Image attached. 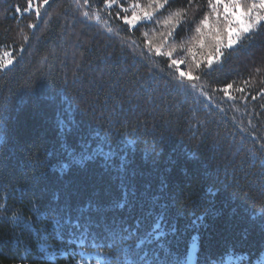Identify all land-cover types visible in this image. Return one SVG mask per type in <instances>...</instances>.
Instances as JSON below:
<instances>
[{
	"label": "trees",
	"instance_id": "16d2710c",
	"mask_svg": "<svg viewBox=\"0 0 264 264\" xmlns=\"http://www.w3.org/2000/svg\"><path fill=\"white\" fill-rule=\"evenodd\" d=\"M28 5L0 0V264L258 260L264 21L216 55L209 0Z\"/></svg>",
	"mask_w": 264,
	"mask_h": 264
},
{
	"label": "snow or ice",
	"instance_id": "6c2138e0",
	"mask_svg": "<svg viewBox=\"0 0 264 264\" xmlns=\"http://www.w3.org/2000/svg\"><path fill=\"white\" fill-rule=\"evenodd\" d=\"M164 2L166 3L167 0H164ZM34 3L35 7H33ZM47 4H49V0H41L40 3H36L35 0H29L28 8H26L25 11H33L35 15L39 17L41 6ZM209 6L212 9V14L216 16V21L214 22L211 29L212 37L215 40L216 55H223V53H221V47L232 48L234 44L240 40V36L242 33L251 32L261 21H264V14H262V11H264V0H260L259 3H256L255 0H253L251 6H245L244 9H241L240 0H229V2H225V0H209ZM221 7L223 8V31L226 32V39H223L221 35V13L219 11ZM85 15L87 16V13H85ZM152 15V12H149L146 9H141L138 13L134 12L130 19L125 18V23L129 25H134L137 22L138 18L151 19ZM201 23L204 27H209V18L206 17ZM33 27H35V25H33ZM109 31H111V29H109ZM197 31L200 32L201 30L198 28ZM169 35H172V33H169ZM199 44L201 47H203L204 41L201 39L199 41ZM156 53L161 54V49L159 47L156 48ZM164 55L171 56V53H164ZM193 57H195V53H193ZM205 58L207 60L208 68L212 70L213 54L209 53ZM182 63L183 61H179L176 59L171 60L172 65H178ZM197 67H199V65H197ZM179 75L182 79H199V77H193L191 71H181ZM231 87L232 85L228 84L226 87L223 88V92L227 94L228 89ZM240 91H243V89H240ZM60 127L61 131L63 132L65 130V123L63 120L60 121ZM67 130L70 131L71 128L69 127L67 128ZM85 158L93 159L94 156L87 155ZM64 167L67 168L68 165L65 164ZM124 207L125 203L121 202L119 204V208L123 209ZM262 211H264V209H262ZM163 219L164 217L161 213L157 217V222L155 224L156 229H159L161 227L160 222L163 221ZM64 223L70 224L73 228H80V223L78 221L73 222L71 219H66ZM96 227H99V225H96ZM172 232L175 233V228L172 229ZM160 235H163V233H159L156 238L159 239ZM140 259L142 260L143 256H141Z\"/></svg>",
	"mask_w": 264,
	"mask_h": 264
},
{
	"label": "rangeland",
	"instance_id": "374dc122",
	"mask_svg": "<svg viewBox=\"0 0 264 264\" xmlns=\"http://www.w3.org/2000/svg\"><path fill=\"white\" fill-rule=\"evenodd\" d=\"M261 22L263 23V21ZM196 263H197V244H196V241H193L190 243L186 264H196ZM221 264H264V252L261 255V257L258 260H256L254 263H251L247 261V259L242 258V257L229 256Z\"/></svg>",
	"mask_w": 264,
	"mask_h": 264
}]
</instances>
